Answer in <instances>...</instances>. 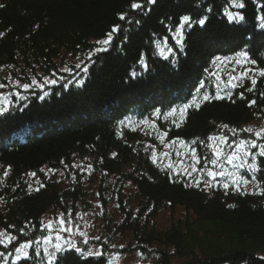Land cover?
Wrapping results in <instances>:
<instances>
[{
	"label": "trees",
	"instance_id": "1",
	"mask_svg": "<svg viewBox=\"0 0 264 264\" xmlns=\"http://www.w3.org/2000/svg\"><path fill=\"white\" fill-rule=\"evenodd\" d=\"M131 2L0 0V70L18 79L27 73L53 77L64 56L85 65L91 52L97 61L84 86L61 81L47 96L31 92L0 114V232L16 237L0 244V254L10 256L7 263L0 257V264H50L35 245L27 259L12 258L21 244L41 243L49 235L45 219L51 214L68 218L87 211L85 176L90 184L98 182L106 239L77 240L83 254L64 264H109L112 252L157 256L151 264H264V156H258L254 175L247 174L258 182L257 191L214 183L197 187L156 159L164 143L172 149L188 145L209 159V137L254 138L244 129L264 122V76L256 75L264 70V28L257 18L264 8L258 0H244L239 11L245 20L230 22V0H138L145 9L135 11ZM183 15L208 19L186 30L181 51L170 29ZM117 24L121 31L110 50L92 52ZM165 37L174 49L167 59L156 48ZM241 52L255 61L256 84L248 79L227 89L213 73ZM205 93L222 98L204 100ZM194 100L199 107H189L184 116L172 112ZM110 205L115 215H108ZM162 213L165 225L158 221ZM124 239L126 247H111ZM90 244L103 247L102 256H85ZM69 251L51 264H60Z\"/></svg>",
	"mask_w": 264,
	"mask_h": 264
},
{
	"label": "rangeland",
	"instance_id": "2",
	"mask_svg": "<svg viewBox=\"0 0 264 264\" xmlns=\"http://www.w3.org/2000/svg\"><path fill=\"white\" fill-rule=\"evenodd\" d=\"M231 9L229 11H239V9L233 8L230 3ZM167 55V54H166ZM88 58V57H87ZM59 74L53 76V77H44L43 74L37 73L38 76L33 77V75L27 73V76H24L23 74H19L18 76L25 79H18L14 77V75L9 74L7 70H0V84L5 85V87L0 88V107H7L10 108L12 105L17 104L19 101H22L23 99L27 98L28 95L31 94V92H41L45 93L48 92L50 87L56 86L59 82H68V81H74V78H78V75H82V72L80 69H76V64H81V66H84L85 60H76L71 58L70 56H64L62 61L59 60ZM64 62V64H62ZM65 68L72 69L71 72L64 71ZM255 65L253 63L251 64V61H249L246 57L242 56H236L232 58L225 59L221 62V64L217 65V71H216V78L220 77L218 79L221 86L230 89L231 86L237 85L241 83L242 81H246L249 79V81L253 78V73ZM247 72V76L242 77L241 73ZM260 75V72H256V75ZM230 77H235V79H230ZM33 78L38 82L37 84L32 85L28 90L23 89L22 85L24 83H30L32 82ZM46 78L48 79H55L57 80V83L55 85L49 84L46 82ZM63 78V79H61ZM27 81V82H26ZM243 83V82H242ZM30 92V93H29ZM19 93V95H17ZM8 101H11V103H7ZM253 131L251 132L254 136L253 139H249L247 141L256 140L257 144H264V139H261L259 137L255 136V132L260 131L261 128H264V122L263 120H256L252 125L249 126ZM222 137L224 135H220V137H217L218 139L215 141H211L208 147H210V158L207 159V157H197L196 154L193 156L191 148L188 145H184L182 143L178 144V147L175 149H172L170 144L164 143L162 150L158 151L156 154V159L159 163V165L163 167L170 168L173 172H178L182 174L184 177L190 178L193 182H199L204 183L209 186V184H221V186L224 187V185L227 183L231 185L232 188H236L233 181L240 182L241 178L243 177L244 180L247 181V183L241 182L240 187H243L244 189H247L248 191H257L259 190L258 182L256 180L248 179L247 174L254 175L257 168V158L260 155V149L252 148L251 143L248 144L247 150L252 152V156H244L243 152L240 153L241 156H243V160H234L232 164L228 163V156L231 152L237 151L236 144L239 143L240 140L231 142L229 140L230 137H228V143L225 144L222 140ZM220 148L223 150V155L217 157L214 154V149ZM167 153V155H165ZM197 158H199L197 160ZM216 160L217 163L213 164L211 161ZM243 163V167H240L239 165ZM254 164L255 168L249 169L248 165ZM209 170L214 172H221L223 171L225 173L224 176H216L215 179H213L211 176L208 175ZM228 173H232L233 175L229 176ZM84 187L86 192L90 195L89 202H88V209L85 212H78L74 214V217H66L64 215V218L66 219V227L69 229L68 232L59 231L60 236L62 239L57 240L56 231H49L47 229V233L52 237L51 241L47 244L44 243V239L41 240V243L32 244L35 245L36 251L39 253L42 250V257L46 259L47 262H52L56 258L55 256L59 252L63 251H57L54 247L55 244L59 243L62 246H64L65 250L68 249L67 242H71L76 245L77 240H80L84 243L85 240L87 241H93L100 242V240L106 239V235L103 229V215L105 213V209L102 208L101 202L99 201V198H97V183L96 184H90L88 177L85 176L84 180ZM207 186V187H208ZM229 187V188H231ZM225 188V187H224ZM228 189V188H225ZM108 215L109 214H116L117 209L114 205H110L108 207ZM63 215L62 213H56L54 215L51 214V216L47 217L45 220L48 223L51 221L52 226L54 229L59 228V219ZM166 216L162 213L158 219L159 224L165 225L167 222ZM80 233H84V235H80ZM48 235V236H49ZM7 234H5V242L3 245L9 244L7 239ZM95 237H100L99 240L95 239ZM87 244V243H86ZM89 244V242H88ZM127 243L124 240L118 241L115 244L111 245L113 249H122L123 247H126ZM77 246V245H76ZM32 248V247H31ZM31 248L28 250L30 253ZM47 249V251H45ZM89 252L95 253V252H101L103 253V247L100 245L90 244L89 249L84 253L85 256L88 255ZM50 253L52 255H50ZM16 255L13 256V262H18L21 259H27L23 255V253H15ZM38 255V254H37ZM109 255H111L109 264H151L152 262L156 261L157 256H149L147 254H142L139 252H133L131 254H117L116 252H112ZM17 256H20V259H17ZM96 256V255H93ZM0 257L3 259V262L7 263L9 260V255L2 256L0 254Z\"/></svg>",
	"mask_w": 264,
	"mask_h": 264
},
{
	"label": "snow or ice",
	"instance_id": "3",
	"mask_svg": "<svg viewBox=\"0 0 264 264\" xmlns=\"http://www.w3.org/2000/svg\"><path fill=\"white\" fill-rule=\"evenodd\" d=\"M147 3L148 4H155L156 0H147ZM230 3L232 5V7L236 8V9H244L246 7V5L244 3V0H230ZM0 7H4V5L0 4ZM258 7L264 8V3H259V0H258ZM130 8L132 10H134V11L135 10H144L145 9V5L143 3H141V2H138V0H132V2L130 4ZM209 11H211V9H209ZM126 15H127L126 13L120 14L119 19L121 21H124L126 19ZM225 15L227 16V18H228V20L230 22H243L245 20V16L240 11L233 12V11H229V10L226 9ZM257 18L261 22L259 26L261 28H264V15H258ZM207 19H208L207 16H204L203 18H200L198 20L193 21L191 16L183 15V16L180 17L179 23L176 25L175 30L173 31V30L170 29V31H172V39L175 40L176 45L179 46V49L181 51H183V48H184L186 30L187 29H191L194 26V24H198L200 26H204L206 24V22H207ZM137 23H138V21H137ZM120 31H121V26L119 24L114 25L112 27L111 31L107 33L106 38L97 40L95 42L97 45H99V47L94 48L92 50V52H95L97 54L108 52L110 50L111 46H112V43H113V40H114V34L119 33ZM2 35H3V33H0V36H2ZM156 48L158 50L159 55L163 56L165 59H167L168 55H171L173 53V51H174V49L171 46H169V42H168V38L167 37L163 38L162 41H157L156 42ZM239 55L242 56V57H247V52H241V53H239ZM216 59L220 60L219 57H217ZM88 61H89V63L85 64L83 67L79 63L75 65V68L76 69H80L81 72H82V75H78V78H74L75 79V84H76L77 87L84 86L86 80L89 77V67L91 65L97 63L96 60H93L91 52L88 55ZM139 63L141 64V66L144 68L145 71L148 70V64L145 62V60L143 58L140 59ZM251 63L255 64V61H251ZM64 71L71 72L72 69L65 68ZM247 74H248L247 72H244V73H241V76L244 77V76H247ZM137 75L138 74L135 71L131 72L132 78H136ZM213 75H216V74L213 73ZM260 75L264 76V70L260 71ZM217 78L220 79V77H217ZM61 79H63V78H61ZM230 79H235V77H230ZM46 82L49 83V84L55 85L57 83V80L46 78ZM37 83L38 82L35 80V78H33L31 84L30 83H24L22 85V87H23V89L28 90L30 87H32V85L37 84ZM251 83H252V85L256 84V79L254 77L252 78ZM235 86L236 85H233V87H235ZM3 87H5V85L0 84V88H3ZM200 87L203 88L204 84L201 83ZM198 91H199V89H198ZM249 91H252V89H249ZM17 95H19V93H17ZM44 95L47 96L48 93L45 92ZM230 95H231V93H229V96ZM241 96H243L242 93H241ZM43 98L44 97H41V99H43ZM216 98H222V97H220L218 93H217L216 96H211V95H209L207 93H205V95L203 96L204 100H211V99H216ZM7 103L10 104L11 101H8ZM250 104L254 105V104H256V101L252 100V101H250ZM193 106L199 107V105L196 104L195 100L193 101L192 104L185 105V106H183L180 109H172V112L176 113L177 111H179L181 116H184L186 111H187V109L189 107H193ZM7 110H8L7 107H0V114H3ZM223 127L224 128H228V125H223ZM232 131H233V135H235V130H232ZM244 131L252 132L253 130L251 128H248V129H244ZM255 136L259 137L261 139H264V128H261L260 131L255 132ZM209 139L215 141L218 138L217 137H209ZM222 140H223V142L225 144L228 143V137L227 136L222 137ZM193 143H195V141ZM233 143H235V142L233 141ZM249 143H251L252 148L259 147L260 155L264 156V144H257L256 140H251V141L240 140L239 143L236 144L237 151L231 152L230 155L228 156V163L232 164L234 160H238V159L242 161L243 160V156L240 155L241 152H243L244 156H252L253 153L247 150V146H248ZM191 151H192L193 156H195V149H191ZM214 154L217 157H219V156L223 155V150L220 149V148H215L214 149ZM113 155H115V154H113ZM165 155H167V153H165ZM198 159L199 158H197V160ZM211 162L213 164L217 163L216 160H212ZM239 166L243 167L244 165H243V163H241ZM248 168L249 169H253V168H255V165L254 164H249ZM31 175L35 176L36 173H32ZM208 175L211 176L213 179H215L216 176H218V175L219 176H224L225 173L223 171L217 173V172L209 170ZM228 175L231 176L233 174L232 173H228ZM241 182L247 183V181L244 180L243 177L241 178L240 182H237L235 180L233 181V183L235 184L237 189L240 188ZM196 186L199 187V182H197ZM205 186L207 187L208 185L205 184ZM41 187H43V185H41ZM224 187L225 188H229V187H231V185L226 183L224 185ZM35 191H37V192L40 191V188H36ZM47 229L49 231H56L57 232V235H56V239L57 240L62 239V237L59 234L60 230L65 231V232L69 231V229L66 227V219L64 218V215H61V217L59 219V228L58 229H54L53 228L51 221L48 223ZM6 231L7 230H5V232ZM5 232H0V244H4V242H5ZM80 235L83 236L84 233H80ZM6 239H7L8 243L11 244L12 241L14 239H16V237H14L11 234H8ZM51 239H52V237L50 235L49 236H45L44 237V243L47 244L48 242L51 241ZM95 239L99 240L100 237H95ZM35 243L38 245L40 242L36 241ZM84 243H88V241L85 240ZM32 244H33V241L29 240V241L21 244L19 247L15 248V251L17 253H23V255L25 257H27L29 255L28 250L32 247ZM67 244H68V249H70L71 251L68 252V256L67 257L62 258V260L60 261V264H64L65 260L74 259L75 258V253L83 254L82 249L77 247L75 244L71 243L70 241L67 242ZM54 247H55V249L57 251H65L64 246H62L59 243L55 244ZM45 251H47V249H45ZM50 255H52V254L50 253ZM88 255L102 256V253L101 252H95V253L89 252ZM17 259L19 260L20 256H17ZM50 264H51V262H50Z\"/></svg>",
	"mask_w": 264,
	"mask_h": 264
},
{
	"label": "bare ground",
	"instance_id": "4",
	"mask_svg": "<svg viewBox=\"0 0 264 264\" xmlns=\"http://www.w3.org/2000/svg\"><path fill=\"white\" fill-rule=\"evenodd\" d=\"M133 116V115H132Z\"/></svg>",
	"mask_w": 264,
	"mask_h": 264
}]
</instances>
